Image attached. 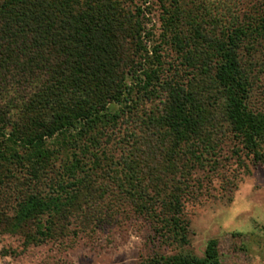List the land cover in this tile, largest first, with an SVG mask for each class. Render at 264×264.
Returning a JSON list of instances; mask_svg holds the SVG:
<instances>
[{
    "label": "trees",
    "instance_id": "trees-1",
    "mask_svg": "<svg viewBox=\"0 0 264 264\" xmlns=\"http://www.w3.org/2000/svg\"><path fill=\"white\" fill-rule=\"evenodd\" d=\"M153 1L158 32L136 0H0V234L59 243L122 205L160 249L140 264H222L184 200L227 137L264 162V0Z\"/></svg>",
    "mask_w": 264,
    "mask_h": 264
},
{
    "label": "rangeland",
    "instance_id": "rangeland-1",
    "mask_svg": "<svg viewBox=\"0 0 264 264\" xmlns=\"http://www.w3.org/2000/svg\"><path fill=\"white\" fill-rule=\"evenodd\" d=\"M136 3L145 9L147 27L158 32V5L153 0ZM261 90L264 94V82ZM237 147L227 137L217 162L195 174L184 200L190 221L188 249L203 258L209 241L217 239L222 264H264V162L239 159ZM112 214L99 231L59 243L25 248L20 237L0 234V264H140L160 251L148 221L122 205Z\"/></svg>",
    "mask_w": 264,
    "mask_h": 264
}]
</instances>
